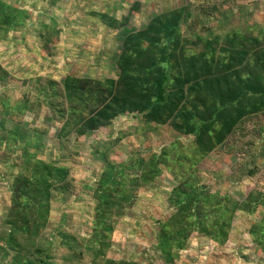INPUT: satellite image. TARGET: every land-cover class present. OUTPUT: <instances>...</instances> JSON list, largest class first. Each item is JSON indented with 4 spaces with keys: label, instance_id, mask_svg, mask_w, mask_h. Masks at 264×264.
Returning <instances> with one entry per match:
<instances>
[{
    "label": "trees",
    "instance_id": "obj_1",
    "mask_svg": "<svg viewBox=\"0 0 264 264\" xmlns=\"http://www.w3.org/2000/svg\"><path fill=\"white\" fill-rule=\"evenodd\" d=\"M186 12V6L161 12L145 27L124 33L115 59L116 78L100 81L67 75L55 83L47 79L55 89L49 95V107L58 111L62 123L57 137L71 132L84 136L111 125L120 115H139L148 125L168 126L180 136L192 137L191 157L199 161L224 147L237 133L247 134L254 119L260 118L264 130V88L258 89L255 76L250 78L254 73L246 66L242 68L241 60L235 61L239 54L232 41L230 50L221 57L216 40H206L202 46L201 36L192 40L182 35L180 27ZM25 14V10L0 0V31L7 33L22 25ZM92 16L115 30L128 21V16L118 20L104 12ZM22 106L21 102L10 105L0 101V127L6 119L15 122V115L24 111ZM15 123L8 131V144L18 136H29L20 131L22 125ZM2 142L0 139V145ZM22 155L33 157L25 152ZM100 157L102 171L95 186L88 185L96 200L90 233L78 237L57 228L59 242L55 248L50 240L55 234L49 233L47 239L42 232L53 190L68 197L71 177L55 162L34 159L29 167V162L22 161L25 171L29 170L14 177L10 205L0 219V264H56L55 252L61 248L60 264H140L108 258L106 251L115 224L135 201L136 190L155 182L166 155L164 151L152 154L140 170L133 172L134 178L126 175V163L117 164L104 154ZM193 180L184 178L169 192L167 200L174 211L159 222L156 236V250L164 264L178 258V251L185 249L192 234L223 245L237 210L253 213L258 206L264 208V190L253 189L236 200L212 193ZM248 232L264 254V213Z\"/></svg>",
    "mask_w": 264,
    "mask_h": 264
},
{
    "label": "rangeland",
    "instance_id": "obj_2",
    "mask_svg": "<svg viewBox=\"0 0 264 264\" xmlns=\"http://www.w3.org/2000/svg\"><path fill=\"white\" fill-rule=\"evenodd\" d=\"M1 1L26 8L20 9L26 13L24 23L13 37L0 31V101L10 105L21 102L24 111L15 115V122L29 136H18L8 144V131L16 123L6 119L0 127V219L10 205L14 177L29 170L25 171L22 161L29 162V167L34 159L55 162L68 170L71 183L67 188L71 192L64 197L65 193L53 190L42 235L50 239L49 233L61 228L85 237L90 233L96 205L88 185L95 186L102 171L100 154L117 164L126 163V175L134 178L133 172L140 170L142 163L164 151L160 176L150 186L136 190L135 201L115 224L106 251V256L114 260L164 264L156 250V236L159 222L174 211L167 198L177 182L191 177L208 191L236 200L253 189L264 190V130L260 118L254 119L253 126L248 125L247 134L237 133L224 147L199 161L191 157L192 137L180 136L168 126L148 125L139 115H120L111 125L84 136L71 132L57 137L62 123L58 111L49 107V95L55 89L48 81L60 82L67 75L100 81L116 78L115 59L122 35L145 27L153 16L167 10L186 6L182 35L192 40L201 36V0ZM96 12L118 20L128 16V21L120 30L111 29L92 16ZM175 141L179 146L172 145ZM23 152L33 157H24ZM263 213L260 206L253 213L237 210L228 240L220 246L192 234L172 264H264V254L248 232ZM50 240L52 247H57L56 234ZM63 251L55 252L56 264L62 262Z\"/></svg>",
    "mask_w": 264,
    "mask_h": 264
},
{
    "label": "crops",
    "instance_id": "obj_3",
    "mask_svg": "<svg viewBox=\"0 0 264 264\" xmlns=\"http://www.w3.org/2000/svg\"><path fill=\"white\" fill-rule=\"evenodd\" d=\"M200 3L202 46L206 40H216L217 52L223 57L232 41L234 51L239 54L235 61L241 60V67L253 72L250 78L255 76L256 86L263 89L264 0H201ZM13 7L25 8L16 4ZM17 28L10 29L7 36L13 37Z\"/></svg>",
    "mask_w": 264,
    "mask_h": 264
}]
</instances>
